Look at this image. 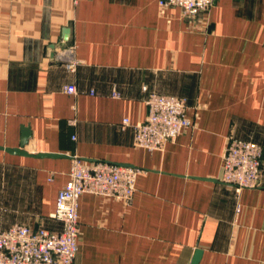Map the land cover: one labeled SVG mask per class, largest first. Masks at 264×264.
Returning a JSON list of instances; mask_svg holds the SVG:
<instances>
[{"label": "crops", "instance_id": "0c3cea01", "mask_svg": "<svg viewBox=\"0 0 264 264\" xmlns=\"http://www.w3.org/2000/svg\"><path fill=\"white\" fill-rule=\"evenodd\" d=\"M144 85L187 101L192 126L162 150L134 144ZM25 128L27 154L8 151ZM231 137L264 148V0L192 19L158 0H0V230H61L77 154L141 170L130 202L81 195L77 264H192L198 249V264H264V156L261 186L238 193L221 179Z\"/></svg>", "mask_w": 264, "mask_h": 264}, {"label": "built area", "instance_id": "2783aa9c", "mask_svg": "<svg viewBox=\"0 0 264 264\" xmlns=\"http://www.w3.org/2000/svg\"><path fill=\"white\" fill-rule=\"evenodd\" d=\"M162 7H180L187 18L207 13L215 0H158ZM76 45L65 47L61 58L70 70H76ZM145 102L148 114L134 124V144L149 150H162L185 129L192 126L187 115L185 98L173 94L149 91ZM76 93L74 84L66 87ZM118 95V93H115ZM71 122L76 123L73 119ZM123 126L130 124L125 117ZM264 148L261 144L231 137L223 155L221 179L239 193L244 188L261 186ZM69 179L57 194L51 217L62 223L59 231L46 227L33 228L15 223L0 230V264H77L80 239L79 199L84 193L113 197L130 202L136 190L140 169L103 159H85L71 154ZM237 209L241 206L238 204Z\"/></svg>", "mask_w": 264, "mask_h": 264}, {"label": "water", "instance_id": "95a60500", "mask_svg": "<svg viewBox=\"0 0 264 264\" xmlns=\"http://www.w3.org/2000/svg\"><path fill=\"white\" fill-rule=\"evenodd\" d=\"M65 38H68V33L69 30L66 29L65 30ZM31 137V132L29 128H25L24 129V133H23V138L21 140L20 146L16 147V148H9L8 151L13 152V153H20V154H27V152L24 150V147L28 144L29 142V138ZM202 251L200 249H198L195 253L194 259L192 264H198L200 257H201Z\"/></svg>", "mask_w": 264, "mask_h": 264}]
</instances>
